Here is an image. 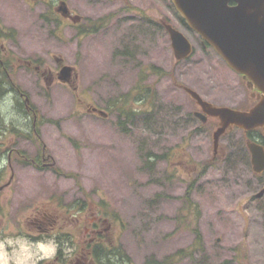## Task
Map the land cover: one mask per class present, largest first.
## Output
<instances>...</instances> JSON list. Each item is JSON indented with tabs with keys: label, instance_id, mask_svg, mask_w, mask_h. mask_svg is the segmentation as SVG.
I'll list each match as a JSON object with an SVG mask.
<instances>
[{
	"label": "rangeland",
	"instance_id": "rangeland-1",
	"mask_svg": "<svg viewBox=\"0 0 264 264\" xmlns=\"http://www.w3.org/2000/svg\"><path fill=\"white\" fill-rule=\"evenodd\" d=\"M65 2L92 33L58 27L54 0L42 11L0 0V25L13 31L3 42L9 74L31 110L16 94L30 133L1 131L0 234L38 232L28 221L39 208L70 217L65 231L78 243L92 216L105 219V244L131 264H264V195L256 196L264 175L252 170L242 130H227L213 148L217 120L195 117L184 90L242 109L251 103L245 82L169 0ZM164 23L190 40L189 58L175 60ZM56 58L75 69L70 83H48ZM138 89L148 98L127 103Z\"/></svg>",
	"mask_w": 264,
	"mask_h": 264
},
{
	"label": "water",
	"instance_id": "water-1",
	"mask_svg": "<svg viewBox=\"0 0 264 264\" xmlns=\"http://www.w3.org/2000/svg\"><path fill=\"white\" fill-rule=\"evenodd\" d=\"M188 29L195 32L202 42L221 56L224 62L249 84L253 83L262 96L247 110L226 106H215L204 100L196 91L185 87L194 103L200 108L195 112L203 123L208 117L218 120L212 134L213 148H217L220 137L234 127L248 131L260 128L264 137V0H170ZM229 2L235 6L229 7ZM66 11L61 8V11ZM176 61L189 58L192 44L183 32L164 23ZM72 67L65 65L58 73L60 82H69ZM95 110V109H94ZM251 155L252 170L256 174L264 171L263 148L246 142ZM264 194V187L256 194Z\"/></svg>",
	"mask_w": 264,
	"mask_h": 264
},
{
	"label": "flooded vegetation",
	"instance_id": "flooded-vegetation-1",
	"mask_svg": "<svg viewBox=\"0 0 264 264\" xmlns=\"http://www.w3.org/2000/svg\"><path fill=\"white\" fill-rule=\"evenodd\" d=\"M23 1L29 6L33 5L39 11H42V8H44L46 4H48V0H23ZM53 5H54V8H53L54 13L63 22V25L58 26V27L60 28L71 27L72 29L73 28L75 29L74 31L76 35L81 34L79 24L83 20L82 17L79 16L74 11L70 10L67 7L65 0H54ZM228 6L229 7L235 6V3L229 2ZM61 8L65 9L66 11H63V10L61 11ZM12 36H13L12 29H9V28H6L0 25V66L2 67L1 69L7 74V80L10 81L11 83L12 81H11V77L9 74V68L7 66L6 56H5V54H7L8 49L4 47L3 42H4V39H10ZM217 57L220 61H222V63H224L227 66V69L229 72L236 74L242 81L245 82L249 90V93H250V98H251L250 104L251 105L250 104L247 105L246 107H244V109L254 106L258 102L259 98L262 96V93L257 88L254 87L253 83L250 85L247 79H243L240 74H237L236 72H234L224 62V60L221 58V56L218 53H217ZM55 61L58 63L56 65V71L53 72L49 70V72L47 73L49 84L55 83L54 82L55 78L57 81L56 72L62 66L65 65L64 63H62L61 59L59 58H56ZM74 71L75 69L73 68L69 83L71 82V80H73V77H75ZM44 72L42 74H44ZM63 85H68V84H63ZM9 90L13 91L15 94H18V97L24 98V105H25L26 111H31L29 108V101L28 102L26 101L27 97L25 94L21 93L18 88L16 89L14 84H13V87H11ZM248 90H247V93H248ZM95 109L96 110H93L92 108L91 113L94 115L96 114L99 115V113L101 112L97 108ZM217 124H218V120H217ZM243 132L246 138V142L248 141L253 142L261 146L264 151V137H263V132L261 129L254 128V129L243 131ZM254 174L260 178L264 175V171L260 174H256V173ZM263 187H264V183L262 184L261 189ZM1 188L2 187H0V190ZM263 195L260 196V198L263 197ZM39 211H40L39 208L35 209L31 220L28 221V224L31 226H34L37 229V231L40 233H48L50 236L56 237L58 241H67L68 247L73 249V251L71 252H58L55 259L51 262H46V264H99L98 262L95 261L93 252L97 244L106 243V241L104 240L105 239L104 237L106 234H104V232L108 230V227L106 226L108 224L106 223L105 219L92 216L90 221L84 226V232L82 235L83 240H81L82 242L80 241V243H78L76 235L72 236L69 232L65 231L67 228L66 225L70 221V217H66L62 213L53 215V214L47 213L46 211H41V213ZM38 215H40L41 218H39ZM38 232L33 233V234H28V235L30 236V238H39Z\"/></svg>",
	"mask_w": 264,
	"mask_h": 264
},
{
	"label": "clouds",
	"instance_id": "clouds-1",
	"mask_svg": "<svg viewBox=\"0 0 264 264\" xmlns=\"http://www.w3.org/2000/svg\"><path fill=\"white\" fill-rule=\"evenodd\" d=\"M0 99V122L23 134L30 133L31 115L16 110V94L8 90ZM7 166V155H0V169H6ZM38 234L39 238H29L23 234H0V264H46L53 261L58 252L73 251L67 241H58L48 233Z\"/></svg>",
	"mask_w": 264,
	"mask_h": 264
},
{
	"label": "trees",
	"instance_id": "trees-1",
	"mask_svg": "<svg viewBox=\"0 0 264 264\" xmlns=\"http://www.w3.org/2000/svg\"><path fill=\"white\" fill-rule=\"evenodd\" d=\"M176 13V12H175ZM177 14V13H176ZM178 19L180 22L186 26V23L184 22L183 19L180 18V16L177 14ZM100 22V21H99ZM101 24V23H100ZM97 24H92L91 29H95ZM93 30H83L81 31V34H86V33H92ZM13 34V31H12ZM5 66V64H4ZM2 67L0 66V85L6 86V87H0V96H3V94L8 91L11 87H13V84L7 80V74L1 69ZM156 69H153V71ZM17 89V87H15ZM147 89H138V92L135 93L133 98L127 102V103H132L136 104L137 101H143L144 98H148ZM129 99V96H124L122 97V101H126ZM133 106V105H132ZM134 108L130 110V112L125 116L126 119L129 120L130 117H132L135 114H137L136 111H133ZM5 128L2 122H0V135L2 134L1 131ZM1 152V151H0ZM1 155V154H0ZM1 171V170H0ZM1 173V172H0ZM113 216H117L115 213L112 214ZM93 256L96 262L99 264H131L129 258L125 255L121 247H117L115 249H109L108 246L105 243L97 244L95 246V250L93 252ZM176 256H179L177 254ZM173 258L175 259V256L173 255ZM173 260L172 257L166 258L165 260L162 261H155V260H147L144 264H166L167 262ZM130 262V263H129Z\"/></svg>",
	"mask_w": 264,
	"mask_h": 264
},
{
	"label": "bare ground",
	"instance_id": "bare-ground-1",
	"mask_svg": "<svg viewBox=\"0 0 264 264\" xmlns=\"http://www.w3.org/2000/svg\"><path fill=\"white\" fill-rule=\"evenodd\" d=\"M1 89V88H0Z\"/></svg>",
	"mask_w": 264,
	"mask_h": 264
}]
</instances>
